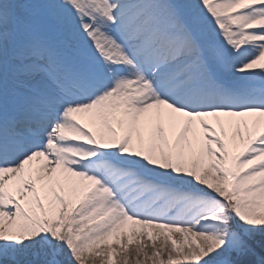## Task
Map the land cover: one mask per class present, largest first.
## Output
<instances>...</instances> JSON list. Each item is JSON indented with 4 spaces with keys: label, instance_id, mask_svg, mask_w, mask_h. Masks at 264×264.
Here are the masks:
<instances>
[{
    "label": "snow or ice",
    "instance_id": "obj_1",
    "mask_svg": "<svg viewBox=\"0 0 264 264\" xmlns=\"http://www.w3.org/2000/svg\"><path fill=\"white\" fill-rule=\"evenodd\" d=\"M86 253L264 264V0H0V264Z\"/></svg>",
    "mask_w": 264,
    "mask_h": 264
},
{
    "label": "rangeland",
    "instance_id": "obj_2",
    "mask_svg": "<svg viewBox=\"0 0 264 264\" xmlns=\"http://www.w3.org/2000/svg\"><path fill=\"white\" fill-rule=\"evenodd\" d=\"M185 118L180 117L177 115L176 120H177V127L176 128H170L169 124L167 121L164 122V127L166 129V132L169 136V140H173L175 138L176 132L179 130V125L182 124V122L184 121ZM209 120L210 123L213 124L214 127H217V130L219 131V126L216 124L215 119L214 118H207ZM155 124V121L153 122V126ZM39 187V184H38ZM13 193H15V187L13 186L12 188ZM23 203V201H21ZM157 242H159V238L157 240ZM151 242H149L150 244ZM134 247V245H129V249H132ZM36 259H41L39 257H36ZM104 259H107L106 257ZM86 264H101V258L100 257H96L94 254H90V253H86Z\"/></svg>",
    "mask_w": 264,
    "mask_h": 264
},
{
    "label": "trees",
    "instance_id": "obj_3",
    "mask_svg": "<svg viewBox=\"0 0 264 264\" xmlns=\"http://www.w3.org/2000/svg\"><path fill=\"white\" fill-rule=\"evenodd\" d=\"M39 258H41V259H42V257H39Z\"/></svg>",
    "mask_w": 264,
    "mask_h": 264
}]
</instances>
